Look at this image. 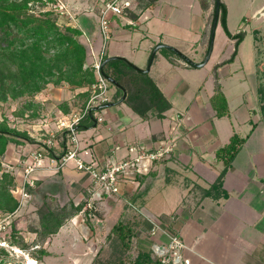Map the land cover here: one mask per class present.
Here are the masks:
<instances>
[{
	"label": "crops",
	"instance_id": "crops-1",
	"mask_svg": "<svg viewBox=\"0 0 264 264\" xmlns=\"http://www.w3.org/2000/svg\"><path fill=\"white\" fill-rule=\"evenodd\" d=\"M128 1L130 6L125 19L132 20L133 24L122 23L123 19L108 13L111 28H135L144 11L156 8L167 18L173 10L172 4L181 7L179 3L185 0ZM195 1L199 15H193L191 29L199 44L198 51L202 52L204 58L209 43L212 7L210 0H207L205 9L199 0ZM56 2L62 3L68 13L62 14L61 18L78 26L84 40H88L87 63H90L101 46L97 15L104 0ZM217 24H220L219 20ZM241 29L229 31L236 33ZM243 31L245 38L248 31ZM164 35L159 32L151 43H144L147 58L141 54L138 59L135 58L136 61L122 53H110L109 39L105 43V56L127 58L139 69L149 66L148 75L167 98L170 107L160 117L155 113L141 117L124 99L111 100L113 92L110 89V100L96 106L102 120L97 121L92 116L94 123L91 126L75 130L79 156L85 162L101 164L107 158L123 157L130 144L152 147L163 141L173 146L161 161L151 163L148 172L121 181L118 193L96 201L101 215L94 216V219L96 222L107 220L111 226L117 219H138L140 224L135 237L137 251L152 253L153 246L166 245L169 236L175 234L185 245L182 252L188 264H264V121L257 107L256 57L253 55L254 70L244 69L247 72L243 78H238L237 83L223 80L231 74L230 66L237 52L232 61L223 62L232 52L216 60L202 81L197 75H190L189 68L204 66L208 61L201 66L192 65L180 55L168 52L164 49L167 46ZM227 39L234 49L235 40ZM154 49L148 65L149 55ZM178 51L187 55L185 50ZM157 52L162 53V59L157 57ZM156 59L159 61L155 62ZM139 60L145 66H141ZM205 83L208 84L207 88ZM216 83L227 105V113L220 116L212 103ZM193 85H197L196 91L189 96ZM60 115L65 117L64 112ZM232 135L243 138V141L232 159L225 164L224 158L217 155V150L226 145ZM31 138L36 142L39 140L34 135ZM67 140L65 137L59 141V146L54 149L59 156L67 148ZM33 143L10 144L6 155L20 161L21 157L16 156L27 153ZM22 146L25 153L20 151L23 150ZM19 161L15 164L17 177L20 174ZM42 164H47L46 159ZM36 176L35 185L28 188L31 198L24 209L35 221L39 216L38 205L43 204L47 210H55L64 203L76 205L91 186L88 172L75 168L71 160L57 171L40 169ZM64 227L61 226L46 238L40 248L45 252L55 249V242ZM105 232L95 228L90 233H95L94 237L99 239ZM35 247L38 245L35 244Z\"/></svg>",
	"mask_w": 264,
	"mask_h": 264
},
{
	"label": "rangeland",
	"instance_id": "rangeland-1",
	"mask_svg": "<svg viewBox=\"0 0 264 264\" xmlns=\"http://www.w3.org/2000/svg\"><path fill=\"white\" fill-rule=\"evenodd\" d=\"M164 1L172 2L173 0ZM222 1L227 6V24L230 31L235 32L241 28L248 31L239 44L234 63L230 66L231 74L223 80L226 83L230 81L237 83L238 78H243L248 69L254 70V55L257 68V107L261 113V105H264V0ZM189 3L192 5L189 6ZM179 4L181 7L176 3L172 4L173 10L167 18H164L162 11L156 8L144 11L138 20V26L135 28L112 27L108 41L109 52L122 53L135 61V58L138 59L141 54L142 57L144 56L143 58H147V50H143L144 43H151L152 38L155 37L154 35L163 32V35L165 34L163 39L167 42L163 44L177 50H185L187 52L185 57L193 62L202 60L203 54L198 51L199 44L191 29L193 15H199L198 4L195 0H185ZM49 6L53 13L58 15L57 23H62L57 2ZM210 6L212 7V0H210ZM34 9L36 13L39 5L35 4ZM90 14L95 15L94 12H90ZM125 14L128 16L127 12ZM79 16H77L78 20L81 18ZM232 50L233 44L228 41L221 25L217 24L213 49L207 64L197 68H189L192 73L190 75H197L203 81L208 76L212 64L216 60L229 55ZM157 57L162 59V53L157 52ZM251 58L252 63L250 62ZM159 59H156L155 62H158ZM138 62L142 64L141 66H145V63L143 64L140 60ZM7 70L15 71L13 65H9ZM1 71L2 65L0 64V75ZM191 80H193L192 77ZM95 81L94 76L93 83L87 88L74 87L63 81L58 83L49 81L44 83L40 91L36 93L27 92L24 88H18L17 84H12L6 90V99L4 101L0 100V120L5 119L10 127L26 133L30 138L34 135L42 140L56 133L64 134V137H67L69 131L63 125H66L75 116L80 117L76 124L81 121L85 122L89 111L88 102L92 97L93 100L90 103L98 101L99 98L96 94L99 93L100 88L93 85ZM207 86L208 84L205 83L206 88ZM196 87L197 85L192 86L189 96L196 91ZM2 88L5 89V87ZM110 89L113 92V88L110 87ZM201 90H204V88ZM18 91H21V93H17ZM13 93L17 94L12 96ZM16 112L21 114L16 115ZM61 112L65 113V117L60 115ZM76 124L73 125V128ZM56 139L57 145H59V141L62 139ZM10 144L13 143L8 145ZM24 146H22L23 150H20L21 153H25ZM55 155L58 156L59 153H55ZM21 156L24 157V154L16 157L20 158ZM2 160L5 169L11 171L18 178L19 176H16V158L5 154ZM96 204V202L91 203V207L86 203L82 207L81 204H77L75 207H81V210L76 216L65 220L64 230L60 232L59 239L55 242V249L52 248L51 251L46 253L41 252L43 249L40 251L45 236L42 235L40 228H34L37 220L35 221L30 213L27 214L24 211L25 205L20 210L23 214H19L20 216L18 215L12 221V226L10 225V228L6 231H0V239L5 240L8 244V246H0V264H26L28 257L32 259V264H89L99 247L107 245L106 235L111 226V223L104 219L99 222L95 221L94 216L99 217L98 215H101V211L97 210L98 206ZM56 209L58 208L55 207ZM70 210L68 208L67 211ZM95 228H101L103 232L106 231L105 235L102 234L99 239L95 238V233H90L91 230L95 231ZM35 244L38 247H35ZM93 246H95V249ZM136 253L135 238H132L126 260H132Z\"/></svg>",
	"mask_w": 264,
	"mask_h": 264
},
{
	"label": "trees",
	"instance_id": "trees-1",
	"mask_svg": "<svg viewBox=\"0 0 264 264\" xmlns=\"http://www.w3.org/2000/svg\"><path fill=\"white\" fill-rule=\"evenodd\" d=\"M199 1L203 9L207 8V0ZM55 3L56 0H0V64L2 65L0 100L6 99V90L12 84H17L18 88H24L27 92L36 93L40 91L44 83L49 81L55 83L63 81L74 87L83 88H87L93 83L94 70L91 64L87 63L88 40H84L83 33L78 26L68 23L65 19H62V23H57L58 15L54 14L49 6ZM35 4L39 5L36 13ZM213 10L214 0H212L209 31ZM126 12L128 13V9ZM226 18L227 8L221 0L218 20L224 34L235 40L231 56L223 62L233 60L237 46L245 35L243 30L231 33L227 27ZM164 49L178 56L169 47L165 46ZM207 49L208 44L206 52ZM107 58L108 56H104L102 59L101 74L107 81L108 78H111L122 86L126 92L124 101L132 110L141 117H145L149 113L162 116V113L170 107V103L148 73L143 72L124 57ZM9 65H13L15 71H8ZM108 85L109 88H113L111 100L114 99V102L120 100L123 94L122 89L115 87L109 81ZM19 92L21 93V91L17 93ZM17 93H13L12 96ZM212 103L218 116L227 113L226 100L218 83L215 84ZM92 110L88 111L85 122L81 121L74 126L75 130L91 126L94 123ZM261 113L264 121V105H261ZM15 114L21 113L16 112ZM55 136L62 140L65 139L64 134L56 133ZM242 141L243 138L232 135L230 141L217 150V155L223 157L227 164ZM26 142L35 143L36 141L26 133L10 127L5 119L0 120V216L11 214L18 204V200L13 194L16 177L11 171L5 169L2 157L6 154L9 143L22 144ZM50 154L55 155L53 148H50ZM212 187L214 188V185ZM83 195L81 203H77L81 204V207L88 201L89 190L85 191ZM76 205L64 203L59 205L60 210L59 207L56 210H44L43 204L42 206L38 205L39 216L34 228H40L45 239L49 238L65 223L66 219L73 217L81 210V207L76 208ZM68 208L71 210L67 211ZM16 217L18 215L13 220ZM12 224L13 222H11V226ZM139 224L138 219H117L107 232V245L99 247L89 264H160L158 259L152 256V253L142 250H138L132 260H126L131 240L138 233Z\"/></svg>",
	"mask_w": 264,
	"mask_h": 264
},
{
	"label": "built area",
	"instance_id": "built-area-1",
	"mask_svg": "<svg viewBox=\"0 0 264 264\" xmlns=\"http://www.w3.org/2000/svg\"><path fill=\"white\" fill-rule=\"evenodd\" d=\"M130 2L128 0H104L99 13L97 15V27L101 37V46L96 55L90 62L95 76L94 86H98L100 91L98 94V101L90 103L93 97L88 102L89 110H92V116L97 121L102 120V116L98 114V105L108 102L110 100V88L107 79L101 74L100 67L104 55V47L106 41L110 38L111 22L108 13H112L116 17L123 19L125 23L133 24L132 20L125 19L126 9H129ZM57 7L59 13L67 14L65 6L58 2ZM80 117H73L66 125H63L67 132V148L59 156L51 155L50 148L57 147V139L55 134H51L42 140H38L32 144V148L24 154L17 161L20 162V174L16 178V185L13 189V194L18 200L16 209L8 215L0 216V231H6L10 228L13 218L18 215L21 209L27 204L31 198L28 188L35 185L37 179L36 173L40 169L48 168L57 171L61 166L65 165L69 160L74 163L75 168L87 171L91 186L89 189L90 196L87 205L91 207V203L99 201L103 196L112 195L119 192L121 181H126L129 178L134 179L138 174L148 172L151 163L161 161L171 150L173 144L168 142H161L152 147H145L140 143L130 144L126 147V154L119 159L107 158L103 163H88L85 162L77 151V138L75 136V129L73 125ZM65 124V123H62ZM47 161V164H42V161ZM8 244L5 240L0 239V246ZM184 243L175 234L169 236L168 242L162 247L153 246L152 256L158 259L160 264H188V260L183 256Z\"/></svg>",
	"mask_w": 264,
	"mask_h": 264
},
{
	"label": "water",
	"instance_id": "water-1",
	"mask_svg": "<svg viewBox=\"0 0 264 264\" xmlns=\"http://www.w3.org/2000/svg\"><path fill=\"white\" fill-rule=\"evenodd\" d=\"M220 1L221 0H214V10H213V17H212V22H211V26H210V31H209L208 49H207L206 55L204 56V58L202 59V61H200V62H193L189 58H187L183 54H181L176 48L169 47L168 46L172 51H174L176 54H178L181 57H183L187 62H189L192 65L201 66V65L205 64L208 61V59H209V56H210V53H211V50H212V46H213L214 33H215L216 25H217V22H218ZM156 49H157V47H156ZM156 49H154L151 52V55H150V58H149V61H148V65L151 63L152 58H153V55H154V52H155ZM112 57H114V56H112ZM108 58H111V57H108ZM148 67H146L145 69H140V70H142L143 72H147L148 71ZM108 81L111 82L115 87H118V88H121L122 89L123 94H122L121 99H124L125 96H126V92L122 88V86L119 85L115 80H113L111 78H108Z\"/></svg>",
	"mask_w": 264,
	"mask_h": 264
},
{
	"label": "bare ground",
	"instance_id": "bare-ground-1",
	"mask_svg": "<svg viewBox=\"0 0 264 264\" xmlns=\"http://www.w3.org/2000/svg\"><path fill=\"white\" fill-rule=\"evenodd\" d=\"M18 251V250H17ZM26 264H32V259L31 258H27V263Z\"/></svg>",
	"mask_w": 264,
	"mask_h": 264
}]
</instances>
